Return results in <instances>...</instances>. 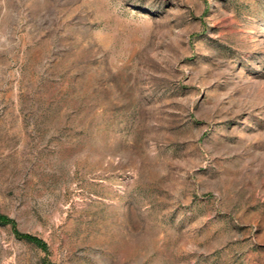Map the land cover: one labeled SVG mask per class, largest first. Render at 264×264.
Returning a JSON list of instances; mask_svg holds the SVG:
<instances>
[{
    "label": "rangeland",
    "instance_id": "obj_1",
    "mask_svg": "<svg viewBox=\"0 0 264 264\" xmlns=\"http://www.w3.org/2000/svg\"><path fill=\"white\" fill-rule=\"evenodd\" d=\"M0 264H264V0H0Z\"/></svg>",
    "mask_w": 264,
    "mask_h": 264
}]
</instances>
